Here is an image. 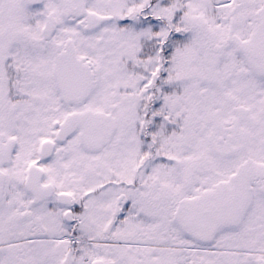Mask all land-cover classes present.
<instances>
[{"label":"snow or ice","instance_id":"6c2138e0","mask_svg":"<svg viewBox=\"0 0 264 264\" xmlns=\"http://www.w3.org/2000/svg\"><path fill=\"white\" fill-rule=\"evenodd\" d=\"M0 264H264V0H0Z\"/></svg>","mask_w":264,"mask_h":264}]
</instances>
